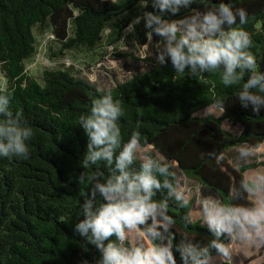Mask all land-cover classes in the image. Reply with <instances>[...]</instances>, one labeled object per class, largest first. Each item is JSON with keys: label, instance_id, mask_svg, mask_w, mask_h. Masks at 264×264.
I'll use <instances>...</instances> for the list:
<instances>
[{"label": "trees", "instance_id": "16d2710c", "mask_svg": "<svg viewBox=\"0 0 264 264\" xmlns=\"http://www.w3.org/2000/svg\"><path fill=\"white\" fill-rule=\"evenodd\" d=\"M139 2L0 0V89L13 92L10 109L23 113L34 131L28 158L0 157V264H81L85 259L95 264L99 258L95 247L74 231L75 224L83 219L80 208L85 200L83 193L91 190L88 183L78 181L85 171L80 162L89 142L78 120L89 111L93 98L109 90L114 99L123 102L125 114L120 118L123 141L127 142L133 131H140L142 143L146 139L156 153L174 163L172 171L178 183L184 175L215 197L227 199L229 188L238 185L243 172L256 166L249 163L237 170L223 153L244 143L261 144L264 109L256 115L251 106L242 107L238 100L240 87L223 86L220 72L194 75L186 70L177 74L170 60L158 65L155 58L164 42L154 35L148 43L145 35L148 29L143 20L135 25L140 42L146 44V56L136 58L143 62V67L112 86L99 88L79 75L74 65L64 62L43 68L39 76L27 71L26 61L37 52L36 32H49L52 40L59 43L58 59L66 51L113 47L137 16L153 11L150 3L144 9ZM221 2L231 4L234 9H246L247 23L240 25L237 18L233 27H242L250 34V50L260 70L264 0H196L178 16L166 18L180 19L195 11H205V5L215 7ZM211 106L218 108L219 113L198 114ZM226 123L238 130L226 128ZM101 169L108 173L103 164ZM166 196L164 190L154 198ZM101 202L98 197L97 203ZM190 202L181 207L174 198H169V215L176 221L171 230L174 245L186 234L193 235V242L201 246L213 239L202 221L191 219L187 225L183 222L185 216L191 218ZM222 239L228 242L226 237ZM263 250L260 247L259 253ZM174 255L177 264H182L179 253ZM212 255H217L215 250ZM258 264H264V254Z\"/></svg>", "mask_w": 264, "mask_h": 264}, {"label": "clouds", "instance_id": "9594fccd", "mask_svg": "<svg viewBox=\"0 0 264 264\" xmlns=\"http://www.w3.org/2000/svg\"><path fill=\"white\" fill-rule=\"evenodd\" d=\"M149 3L153 11L137 16L129 30L143 20L148 43L154 35L161 38L164 45L156 63L162 66L170 60L177 74L186 70L194 75L220 72L223 86L240 87L241 106H251L259 115L264 109V71L259 70L250 50V34L242 27H233L237 18L240 25L247 23L246 9L221 2L215 7L205 5L203 12L169 19L166 17L178 16L196 0H140L139 6L147 9ZM12 95V91L0 89V157L28 158L34 131L23 113L10 109ZM217 103L223 111L222 102ZM124 114L123 102L114 99L109 90L93 98L89 111L78 120L89 140L80 162L85 171L78 181L88 183L91 190L83 193V219L74 231L99 252L95 264H177L174 252L179 253L182 264H211L213 250L230 264L238 246L264 247V155L257 145L244 143L237 148V170L253 161L261 166L245 172L238 185L229 188L227 199L208 195L198 200L200 221L213 239L201 246L193 242V235L186 234L174 245L171 230L176 221L169 215V198L181 207L188 204L172 171L174 163L150 152L141 154L147 140L142 143L138 130L124 142L120 126ZM101 164L108 169L107 174ZM89 168L93 170L88 172ZM164 190L165 198H154ZM98 197L102 200L99 204ZM241 200L246 203H238ZM183 222L187 225L192 221L185 216ZM84 250L88 251L87 246Z\"/></svg>", "mask_w": 264, "mask_h": 264}, {"label": "rangeland", "instance_id": "374dc122", "mask_svg": "<svg viewBox=\"0 0 264 264\" xmlns=\"http://www.w3.org/2000/svg\"><path fill=\"white\" fill-rule=\"evenodd\" d=\"M136 29H125L124 36L115 46L104 48L103 46L95 48L93 51L72 50L66 51L65 54L58 59L56 53L59 49V43L52 40L53 36L49 32L43 34L36 32L38 41L37 52L34 57L26 61L27 71L34 76H39L40 72L45 67H52L59 62H64L68 65H74L79 75L86 77L91 82H94L99 88H105L123 81L130 76L136 74L143 67L141 60H136L137 57L143 58L146 56V45L140 42V37L136 33ZM127 53L126 56H120ZM130 55V56H129ZM133 58H132V57ZM219 109L211 106L198 112L200 115L207 113H219ZM225 127L236 131L237 126L226 123ZM141 154L144 152H155L151 145L141 148ZM161 156L160 154L156 153ZM162 157V156H161ZM181 175V172L179 173ZM183 180L188 178L184 175L180 176V184L183 186ZM191 186L182 188L181 190L187 196L194 197L190 205L193 208V218L196 217L199 211L198 200L200 196L213 195L207 188L200 186L198 182L190 180ZM179 186V187H181ZM214 196V195H213ZM200 216V215H199ZM259 248L256 249L249 245H240L237 252L233 253L230 264H255L262 259L263 253H259ZM213 258L211 264L228 263L225 258L220 255ZM216 260V262H215ZM225 261V262H224Z\"/></svg>", "mask_w": 264, "mask_h": 264}, {"label": "crops", "instance_id": "0c3cea01", "mask_svg": "<svg viewBox=\"0 0 264 264\" xmlns=\"http://www.w3.org/2000/svg\"><path fill=\"white\" fill-rule=\"evenodd\" d=\"M238 130V129H237ZM240 145H238V146H234V147H231V148H229V149H227V150H225L224 151V153H223V157L226 159V161L231 165V166H234V167H236V165H235V160H236V158H237V155H238V153H237V148L239 147ZM259 148H260V151H261V154L262 155H264V139H263V141L261 142V144L258 146ZM251 163H256L255 161H253V162H251ZM258 166H261V165H257V163H256V166L255 167H252V168H248V169H246L244 172H243V174L245 173V172H247V171H250V170H252V169H254V168H256V167H258ZM190 180H192V179H188V181L187 180H183V186H181V184H180V182L181 181H179V186H181L180 187V189H182V188H186L187 186H191V183H190ZM199 184V183H198ZM200 186H202L201 184H199ZM186 195V194H185ZM186 198H187V200L189 201V200H192V199H194V197L192 196V195H190V196H187L186 195ZM192 210H193V208H191L190 209V216H191V219H193V220H200V212L198 211V214L199 215H197L196 217H194L193 218V213H192ZM254 248H256V249H258V247H254ZM263 254H264V250H263ZM216 256H213V258H215ZM262 258H263V256H262ZM262 260V259H261ZM261 260H259L257 263H255V264H258L259 262H261ZM215 262H216V260H215ZM225 262V261H224ZM216 264H220V262L218 261V263H216ZM226 264H228V263H226Z\"/></svg>", "mask_w": 264, "mask_h": 264}, {"label": "water", "instance_id": "95a60500", "mask_svg": "<svg viewBox=\"0 0 264 264\" xmlns=\"http://www.w3.org/2000/svg\"><path fill=\"white\" fill-rule=\"evenodd\" d=\"M263 68H264V50H263V53H262V58H261V63H260V70L263 71Z\"/></svg>", "mask_w": 264, "mask_h": 264}]
</instances>
